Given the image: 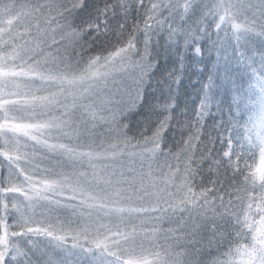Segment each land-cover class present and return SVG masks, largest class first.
Returning a JSON list of instances; mask_svg holds the SVG:
<instances>
[{"label": "snow or ice", "instance_id": "6c2138e0", "mask_svg": "<svg viewBox=\"0 0 264 264\" xmlns=\"http://www.w3.org/2000/svg\"><path fill=\"white\" fill-rule=\"evenodd\" d=\"M0 264H264V0H0Z\"/></svg>", "mask_w": 264, "mask_h": 264}]
</instances>
